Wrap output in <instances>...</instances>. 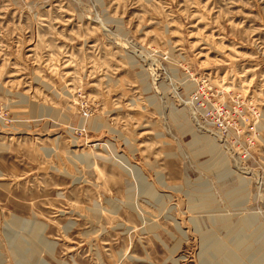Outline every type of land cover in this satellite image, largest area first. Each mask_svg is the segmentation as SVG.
I'll use <instances>...</instances> for the list:
<instances>
[{"label":"rangeland","instance_id":"1","mask_svg":"<svg viewBox=\"0 0 264 264\" xmlns=\"http://www.w3.org/2000/svg\"><path fill=\"white\" fill-rule=\"evenodd\" d=\"M0 264H264V0H0Z\"/></svg>","mask_w":264,"mask_h":264},{"label":"bare ground","instance_id":"2","mask_svg":"<svg viewBox=\"0 0 264 264\" xmlns=\"http://www.w3.org/2000/svg\"><path fill=\"white\" fill-rule=\"evenodd\" d=\"M208 238H206L205 240H207ZM209 240V239H208ZM213 245V244H212Z\"/></svg>","mask_w":264,"mask_h":264}]
</instances>
